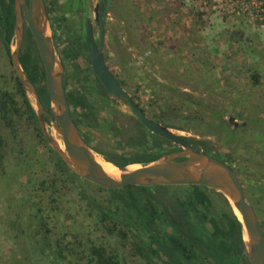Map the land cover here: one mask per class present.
I'll return each instance as SVG.
<instances>
[{
  "label": "rangeland",
  "instance_id": "1",
  "mask_svg": "<svg viewBox=\"0 0 264 264\" xmlns=\"http://www.w3.org/2000/svg\"><path fill=\"white\" fill-rule=\"evenodd\" d=\"M98 1L57 0L59 6L48 21L64 69L65 86L86 91L94 104L91 107L96 122L77 124L80 134L105 160L104 153L94 147L132 155L144 146L127 138L147 129L137 122L126 102L98 90L87 49L83 48L86 11ZM25 30L23 24L20 49ZM105 33L103 53L122 86L149 117L186 136L195 146L199 140L205 141L209 153L226 155L230 163L235 162L246 197L256 206L264 229V198L260 193L252 194L248 168L253 150L257 151L255 167L261 169L264 164V144L258 143L264 139V0H113ZM69 42L79 49L77 57L69 56ZM14 74L0 37V87L14 93L21 110L23 102ZM229 115L235 116L238 124H245L233 127ZM46 119L48 132L61 143ZM146 137L148 145L155 138L151 133ZM158 139L163 152L174 149L176 143ZM55 152L44 133L39 135L26 118L17 119L16 131L0 119V264L74 261L70 255L58 258L55 251L48 252L42 232H48L53 249L65 238L77 250L90 242L118 247L121 264H167L162 254L149 252L146 258L136 251V243L148 241L147 232L136 224L129 225L124 238L116 229L108 233L86 196L105 201L109 191L78 174L70 181L56 166ZM54 178L55 192L51 187L40 188L41 180L50 182ZM152 186L162 203L159 223L171 230L164 219L165 209L175 203L176 197L186 199L191 187ZM207 191L218 212L226 209L221 192L214 188ZM50 194L56 201L50 200ZM41 216L46 223L38 229ZM187 217L197 232L210 234V223L201 222L191 207ZM77 239L81 243L76 244ZM84 260H78V264Z\"/></svg>",
  "mask_w": 264,
  "mask_h": 264
},
{
  "label": "trees",
  "instance_id": "2",
  "mask_svg": "<svg viewBox=\"0 0 264 264\" xmlns=\"http://www.w3.org/2000/svg\"><path fill=\"white\" fill-rule=\"evenodd\" d=\"M14 17L13 0H0V37L9 57V41L13 33ZM4 31L6 32L5 37ZM83 45L85 46L84 42ZM68 46L70 49L69 56L76 57L79 49L73 47L70 42ZM19 62L27 77L35 85L44 107L50 110L43 64L34 37L28 27H26L24 42L19 51ZM93 76L99 86L98 90L106 94L94 73ZM14 79L18 90L17 93L19 92L22 97L23 108L20 110L13 92L5 87H0V119L5 125L16 131L17 119L24 117L42 136L34 107L16 74H14ZM65 91L75 123L78 125L81 122L88 125L95 124L96 112L92 108V102L86 91L67 88L66 86ZM79 109H81L80 112H78ZM137 122L142 126L139 120ZM146 133H151L155 136L149 145L146 144ZM159 137L148 130L145 132L140 131L134 137H128V142L139 143L144 146L140 152L132 155L107 152L100 147L94 148L104 153L105 159L115 165L124 166L132 162L151 160L163 153V150L159 149L161 146ZM162 139L165 142H170L163 137ZM85 140L88 142L87 139ZM198 144L209 152L205 141L199 140ZM199 145L194 146L198 148ZM55 155V164L59 170L70 181L73 182L77 179L79 176L66 164L63 158L57 152H55ZM54 182H56L55 178L51 179L50 182L41 180L39 186L42 190L51 187V192L53 193L57 188L53 186ZM93 185L99 189L109 191L105 201H99L94 197L85 195L88 201L94 205L92 209L96 211V215L105 225L108 233L111 234L116 229L117 233L124 238L131 224H136L147 232L148 241L140 240L142 244L136 243L135 245L136 251L142 256L148 258L149 252L155 255L162 254L167 264H250L247 256L243 254L241 222L227 198L222 194L220 195L226 209L220 212L217 211L213 199L207 191L212 188L200 184H189L191 190L186 199L176 197L175 203L170 208L165 209L164 219L171 227V230H166L159 223L161 200L152 192L151 186L125 184L117 188H105L95 183ZM165 186L166 184H161L153 185L152 187L162 188ZM50 196L51 201H56L55 196L51 194ZM195 202L199 204V208L195 206ZM189 207L197 212V217L201 222L208 221L210 223L212 230L209 235L196 231V228L187 217ZM45 223V218L41 216L38 229L43 228ZM49 229L46 228V231ZM47 233L42 232V234H45V237L42 238L49 250L48 252L55 251L58 258H67L68 255L74 257V261L69 258L70 264H78V260L82 258L85 259L83 264H121V252L118 247H107L102 243L90 242L86 245V248L81 247L77 250L76 248L74 249L75 244L73 242L70 240L65 241V238H62V244L57 242V245H55L57 248L53 249ZM77 243H81V241L77 239Z\"/></svg>",
  "mask_w": 264,
  "mask_h": 264
},
{
  "label": "water",
  "instance_id": "3",
  "mask_svg": "<svg viewBox=\"0 0 264 264\" xmlns=\"http://www.w3.org/2000/svg\"><path fill=\"white\" fill-rule=\"evenodd\" d=\"M111 1L105 0V8L100 16L97 4L93 9L88 10L84 40L88 46L91 69L109 97L118 102L125 100L132 115L148 131L180 145L181 148L163 152L156 158L144 162H132L124 166L113 163L119 169L117 177L103 169L96 159L97 152L84 141L71 115L63 82L64 69L50 34L44 1L14 0L15 22L9 41L12 45L10 59L34 107L42 132L76 174L105 188H117L125 184L145 186L200 184L218 190L227 198L229 204L233 203L240 212V218H237L242 225L243 254L247 256L250 264H264V229L254 206L246 197L244 183L238 172L215 155L194 148L185 136L175 132L170 126L149 117L110 70L103 53V19L109 12ZM93 20L98 26V40L94 36ZM24 21L34 37L43 64L50 110L44 107L35 85L27 77L19 62ZM44 27L48 28V32L44 31ZM5 33L4 31V37ZM46 116L58 132L61 143L57 137L48 132ZM228 121L237 124L233 115L228 116ZM179 156L183 157L178 158ZM133 163H139L140 167L131 168L130 165Z\"/></svg>",
  "mask_w": 264,
  "mask_h": 264
},
{
  "label": "flooded vegetation",
  "instance_id": "4",
  "mask_svg": "<svg viewBox=\"0 0 264 264\" xmlns=\"http://www.w3.org/2000/svg\"><path fill=\"white\" fill-rule=\"evenodd\" d=\"M44 1V5H45V9H46V13H47V16H48V19L50 18L52 12H54V10L56 9L57 6H59L57 4V0H43ZM71 0H67V3L70 2ZM113 1V0H112ZM111 1V3H112ZM111 3H110V6H111ZM97 4V7H98V15H102L103 14V11H104V8H105V0H99L98 2H96L94 4V6ZM94 6L92 8H88L87 11H86V19H87V16H88V10L89 9H93ZM13 7H14V0H13ZM109 11H110V7H109ZM77 12H80L81 11L77 10ZM14 14H15V8H14ZM107 16V14H106ZM106 16L105 18L103 19V24H104V37H105V20H106ZM14 21H15V17H14ZM86 21V20H85ZM24 28H26L27 26V23L24 21ZM85 26V24H84ZM28 27V26H27ZM97 28V31L95 32L94 31V28ZM93 31H94V36L96 38V40H98V26L96 24V21L93 20ZM83 42L85 44V40L83 38ZM80 46V44H78ZM84 49H87V52H88V46L85 44V46H83ZM103 48H104V44H103ZM79 55V52H77V56ZM76 56V57H77ZM89 57V56H88ZM108 64V63H107ZM109 66V64H108ZM110 68V66H109ZM110 70L112 71V69L110 68ZM112 73L115 75V77L118 79V77L116 76V74L112 71ZM118 81L121 83L120 79H118ZM122 84V83H121ZM106 95V94H105ZM132 98L134 99V97L132 96ZM135 100V99H134ZM136 101V100H135ZM124 102H126L124 100ZM137 102V101H136ZM93 104V103H92ZM138 104V103H137ZM94 105V104H93ZM139 105V104H138ZM142 108V107H141ZM143 109V108H142ZM144 110V109H143ZM235 117V116H234ZM138 120V119H137ZM236 120V118H235ZM229 122V121H228ZM237 124L234 125L233 123H231L233 125V127H237L238 125H244L245 122L242 121L240 124H238V121H236ZM230 123V122H229ZM143 126V125H142ZM186 137V136H185ZM187 140L190 142V144L195 148V146L193 145V143L190 141L189 138H187ZM259 144L263 145L264 144V139L261 140V142H258ZM181 148L180 145L178 144H175L174 146V149L173 150H179ZM255 150H253L252 152V155L251 158L249 159V162L251 163V165L248 166V168L250 169V173L249 175L251 176L250 177V187H251V192L253 195H257L258 193H260L261 195H263V198H264V164H263V167L260 169L259 167H255L254 165V161H255ZM212 154V153H211ZM216 157L224 160L225 162L229 163L232 167H234V169L237 171V167H236V164L235 162H229L228 158L226 157V155H223V154H214ZM183 156H179L178 158H182ZM255 157V158H254ZM238 172V171H237ZM261 174V175H260ZM254 206V208L256 209V206L254 204H252Z\"/></svg>",
  "mask_w": 264,
  "mask_h": 264
},
{
  "label": "bare ground",
  "instance_id": "5",
  "mask_svg": "<svg viewBox=\"0 0 264 264\" xmlns=\"http://www.w3.org/2000/svg\"><path fill=\"white\" fill-rule=\"evenodd\" d=\"M44 31L48 32L47 27H44ZM96 159L98 160V162L100 163V165L102 166L103 169H105L109 174L117 177L119 175V169L110 161L108 160H103V158H101L99 155L96 154ZM136 164V165H133ZM130 165L131 168H135V167H140L139 163H133ZM231 206L234 210V213L236 214V216L238 218H240V212L238 211V209L236 208V206H234L233 203H231Z\"/></svg>",
  "mask_w": 264,
  "mask_h": 264
}]
</instances>
